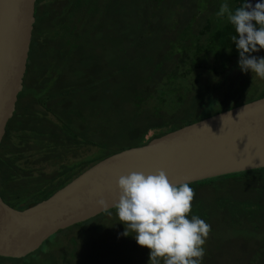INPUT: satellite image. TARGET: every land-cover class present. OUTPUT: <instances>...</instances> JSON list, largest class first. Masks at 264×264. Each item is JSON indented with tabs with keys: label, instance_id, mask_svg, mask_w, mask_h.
<instances>
[{
	"label": "trees",
	"instance_id": "16d2710c",
	"mask_svg": "<svg viewBox=\"0 0 264 264\" xmlns=\"http://www.w3.org/2000/svg\"><path fill=\"white\" fill-rule=\"evenodd\" d=\"M176 1L141 0L138 5L131 0L68 1L64 7L67 20L76 17L78 22L86 23V17L94 27L101 30L103 26L116 27L118 37L129 39L127 47L120 48L119 43L115 50L118 56L133 53L132 60L121 67L110 61L112 73L105 76L107 80L133 73L135 67L141 66L142 61L148 58L143 77L121 83L120 93L123 92L125 108L123 102L103 108L90 103L85 112L76 107L75 98L85 96L90 87H98L101 81L80 76L81 69H89V66L72 59L66 53L71 51L67 45L62 55L53 56L54 49L47 37L40 33L39 28L36 29L35 15L29 60L33 48H41L42 43L45 70L35 78L28 61L24 90L0 148V170L10 165L7 175L1 177L5 201L9 198L5 195L7 181L12 179L24 187L16 193L18 202L11 207L24 210L47 200L83 172L112 155L144 146L153 139L264 98V92L254 93L249 98L241 94L239 101L225 104L217 96L220 86L226 83L239 61L238 50L231 41V36L237 34L226 16L218 17L217 13L223 3L234 11L245 0H195L196 12L187 16L182 21L183 26L172 36L170 32L178 20L175 18L178 12L175 6L180 7ZM39 2L37 0V8ZM171 17L173 21H170ZM121 19H125V25H121ZM72 22L71 25L66 22L64 27L75 31L78 23L74 19ZM203 75L205 83L200 82ZM45 76L47 80L43 78ZM160 79L164 82L157 86ZM231 81L234 84L233 78ZM152 100L157 101L156 105L147 108ZM160 106L166 107L165 113L160 112ZM82 121L85 125H80ZM97 123L99 126H94ZM50 127L56 132H50ZM125 132L127 138L120 140ZM96 134L108 137L112 134L115 138L113 144L104 143L95 137ZM89 145L99 149L95 156L67 165L50 177L41 174L32 178L27 171H16V168L21 169V161L29 164L28 157L24 155L26 152H31L33 157H36L33 152L38 156L52 155L62 161L70 152L77 155L78 148ZM46 160L44 158L42 162ZM189 186L195 192L189 218L191 215L199 216L211 226L202 264H264V169L204 180ZM237 191H241V197H236ZM250 193L253 196L246 198ZM21 204H25L24 207ZM111 212H116V209L73 227L78 234H70L73 231L66 230L72 242L65 245V257L55 264H149V250L136 243L135 233L124 236V225L119 231L107 233L104 238L107 245L98 242L99 235L116 224L111 221ZM221 226L226 228L220 229ZM235 232L242 235L236 243L239 247L233 245L231 248L229 235ZM60 234L51 236L45 245L59 238ZM44 246L39 248L40 252ZM224 246L227 251H223ZM81 247L91 249L89 257L81 253ZM44 254L49 256L48 250L39 255ZM3 260V264H16L14 262L22 259Z\"/></svg>",
	"mask_w": 264,
	"mask_h": 264
},
{
	"label": "water",
	"instance_id": "95a60500",
	"mask_svg": "<svg viewBox=\"0 0 264 264\" xmlns=\"http://www.w3.org/2000/svg\"><path fill=\"white\" fill-rule=\"evenodd\" d=\"M36 5L37 0H0V148L24 89ZM258 169H264V98L112 155L24 210L0 195V257L23 259L59 231L115 209L117 181L130 172L164 170L171 182L190 185ZM101 199L107 210L99 206Z\"/></svg>",
	"mask_w": 264,
	"mask_h": 264
},
{
	"label": "rangeland",
	"instance_id": "374dc122",
	"mask_svg": "<svg viewBox=\"0 0 264 264\" xmlns=\"http://www.w3.org/2000/svg\"><path fill=\"white\" fill-rule=\"evenodd\" d=\"M57 2H54V0H40L39 6L36 9L37 15V26L36 29L39 28L40 33L43 36H46L51 47H53L54 51H52L53 56L55 55H62V52H65V46L71 48V51H66V53L72 58L77 59L79 62H82L89 66V69H81L80 76L83 78H87L94 81H101L98 87H90L89 90L85 92L84 95H80L79 99L75 98L76 107L82 111H86V107H90V103L96 104V106L105 107L109 104H115L119 102H123L124 95L120 93V90H122L121 83L127 80H131L133 78H141L143 77V73L145 74V71L147 69L148 62L147 59H144L142 61V65L139 67H135L133 70V73L124 75L120 78L116 79H109L107 80L105 76L112 73V67L109 65V62L112 61L118 66H123L127 62L131 61L133 58V53L127 54V55H121L118 56L115 50L116 44H119L120 48H125L128 45L127 38H124V36L118 37L116 35V27H110V26H103V30L96 28L92 25L91 21L84 18L86 20V23H80L78 22L77 18L75 19L72 17L78 25L75 27V31L70 29L69 27H64L66 22L68 25H71V22L73 21L72 18H66L67 13L64 12V7L67 6L69 3V0H55ZM134 2V5L137 4L141 0H131ZM195 0H177L176 2L180 5L181 8H184L183 10L180 9L178 5L175 7L178 9L177 15H176V22L177 24L174 25V30H172L170 33L172 36H174L177 31V29H180L183 25V22L187 16H190L192 13L196 12L195 7L193 6ZM164 14V13H162ZM194 15V14H193ZM65 18V19H64ZM109 19V14L107 16ZM170 21H173V18H170ZM73 23V22H72ZM125 19H121V25H125ZM35 29V26H34ZM76 32L78 33V37L76 36ZM43 40H45V38ZM104 37V38H102ZM37 46L36 49L33 48L32 50V57L31 60H29V66L31 67V70L33 72L32 76H35V78H39V75L44 72L45 67L43 64V55L44 50L43 46L41 45ZM72 52V53H71ZM253 56H256L257 58L264 57V50H260L258 52L252 53ZM132 72V71H131ZM68 78L72 77V75H67ZM45 80L48 79L47 76L43 77ZM68 78L66 81H68ZM233 78L234 84L232 83L231 79ZM105 79V80H103ZM81 80V78L79 79ZM206 77L203 75V78L200 80L201 83H205ZM29 82H32L29 81ZM164 80L160 79L158 83L156 84L159 86L161 83H163ZM200 83V84H201ZM207 84V83H206ZM205 84V85H206ZM199 84H197L198 86ZM52 86V81L49 88ZM48 89V88H47ZM264 92V79H261L256 76L255 73L251 72H242L239 68V65L233 69L231 75L229 76V79L226 81V83L222 84L220 86V89L217 91L218 99H220V102L229 104L234 103L236 100L239 101L241 98V94L247 95L249 98V95H255L254 93H262ZM256 94L257 96H259ZM81 101V103H80ZM157 101L152 100L148 102L147 108L154 107ZM124 104V102H123ZM125 108V104H124ZM145 108V107H144ZM160 112L165 113L166 107L160 106ZM150 116V115H149ZM151 117V116H150ZM153 118V117H152ZM114 115L112 113L111 122H113ZM154 119V118H153ZM122 120V119H121ZM85 125L84 121L80 123V125ZM94 126L98 127L99 124H94ZM50 132H56V129L50 127ZM126 135H122L119 139L124 140L127 138V132H125ZM96 138L102 140L106 144H113L114 137L112 134L110 137L103 136L102 134H96ZM118 140V139H117ZM18 143V141H16ZM99 152V149L97 147H93L91 145L89 146H82V148L77 149V155H71V152L69 155H66L63 157L64 159L56 160V157H50L47 156H38L36 152H33L36 157H33L31 152L24 153L25 157L29 159V164L26 163V161H21L19 163V166L21 169H17L21 171H27V174H30L32 178H35L41 174H44L46 177H50L53 174H55L58 171L63 170L64 167L67 165H71L77 162H80L82 160H85L87 157H93ZM41 160L39 161L38 159ZM46 158L47 160L42 162V160ZM37 162V163H35ZM10 165L6 166V169L3 168L0 170V179L5 174L7 175V172ZM23 169H31L23 170ZM9 174V173H8ZM12 173L10 172V175ZM25 173V175H27ZM11 177V176H10ZM10 177L8 179H10ZM12 180V179H11ZM7 181V186L5 187V195L9 197L7 199V202L9 205L15 204L18 202V200L15 198L16 193H18L20 190H23V186L21 183H14L13 181ZM25 181V180H22ZM29 182V181H27ZM29 188V187H28ZM28 190V189H27ZM236 197H241L242 193L241 191L235 192ZM250 196H253L252 193L246 195V198H249ZM5 197V196H4ZM6 200V198H5ZM18 206V205H17ZM111 217V221L116 223L115 226L109 227L106 231L104 230L103 233H101L98 237V242L101 244L107 245V241H104L105 236L110 233H113L115 231H119L120 227L123 226V224L120 223L118 216L116 212H111L109 214ZM75 227V226H73ZM73 227L68 228L69 230L73 231ZM225 226H221L220 229H225ZM61 230V236L59 238H56L55 240L51 241V243L46 244L45 243L41 246V248L44 246V250L42 252H47L48 255L45 254L43 256H40L39 254L41 248L31 254L30 257L26 259H22L20 262H14L16 264H55L59 259H63L65 257V245H68L67 243L69 241L72 242V239H70L66 233V230ZM87 231V230H86ZM85 231V232H86ZM58 232V233H59ZM70 234H78L77 231H73ZM242 235L241 232H235L230 233V244L228 242V245L232 248L234 247L238 248L239 246L236 245V243L239 241L240 236ZM108 239V238H107ZM91 240V238L89 239ZM233 243V244H232ZM229 248L231 251V254H234L232 249ZM82 254L88 255L86 257H89V254L91 253V249L86 250L85 247H81L79 249ZM223 251H227V248L225 250V246Z\"/></svg>",
	"mask_w": 264,
	"mask_h": 264
},
{
	"label": "clouds",
	"instance_id": "9594fccd",
	"mask_svg": "<svg viewBox=\"0 0 264 264\" xmlns=\"http://www.w3.org/2000/svg\"><path fill=\"white\" fill-rule=\"evenodd\" d=\"M217 16H226L237 34L231 41L239 53L240 70L264 79V57L252 55L264 50V2L253 6L245 0L234 11L223 3ZM117 187L113 207L124 225L123 235L135 233L136 243L149 250V264H202L211 226L199 216L189 218L195 192L188 183L171 182L164 170L147 175L133 171L120 176ZM98 204L109 208L103 199Z\"/></svg>",
	"mask_w": 264,
	"mask_h": 264
},
{
	"label": "flooded vegetation",
	"instance_id": "af4514ba",
	"mask_svg": "<svg viewBox=\"0 0 264 264\" xmlns=\"http://www.w3.org/2000/svg\"><path fill=\"white\" fill-rule=\"evenodd\" d=\"M54 2H57L54 0ZM37 8V7H36ZM24 90V89H23ZM0 195L1 197L3 198V200L5 201V198H4V195H3V187H2V184H1V179H0ZM6 202V201H5ZM7 203V202H6ZM8 204V203H7ZM25 204H21V206H23ZM17 209V208H16ZM3 259H10V258H4V257H0V264H3ZM5 264H10L9 262H6Z\"/></svg>",
	"mask_w": 264,
	"mask_h": 264
}]
</instances>
